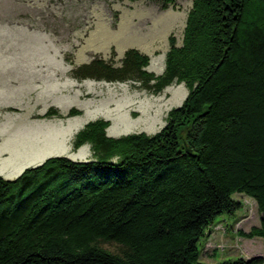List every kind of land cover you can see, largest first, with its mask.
I'll return each mask as SVG.
<instances>
[{"label": "trees", "instance_id": "1", "mask_svg": "<svg viewBox=\"0 0 264 264\" xmlns=\"http://www.w3.org/2000/svg\"><path fill=\"white\" fill-rule=\"evenodd\" d=\"M175 43L158 76L136 49L119 66L94 57L70 71L155 95L184 84L188 94L154 135L111 138L109 121L89 122L73 147L89 144L96 161L52 157L0 177V264H200L205 229L242 206L234 194L256 204L259 226L238 235L261 239L263 256L219 264H264V0H192ZM50 116L59 113L40 118Z\"/></svg>", "mask_w": 264, "mask_h": 264}, {"label": "rangeland", "instance_id": "2", "mask_svg": "<svg viewBox=\"0 0 264 264\" xmlns=\"http://www.w3.org/2000/svg\"><path fill=\"white\" fill-rule=\"evenodd\" d=\"M191 7L192 0H175L166 10L151 0H0V152L10 156L0 166L36 153L39 164L24 170L52 157L96 161L89 144L73 147L75 135L96 120L110 122L111 138L159 132L185 100L184 84L155 95L131 82L75 80L70 71L94 57L119 66L125 51L136 49L149 57L147 70L161 75L169 38L181 46ZM50 107L59 116L40 118ZM72 108L81 114L68 117ZM21 166L13 168L17 177ZM13 170L0 177L16 179L9 177ZM233 199L241 208L215 218L197 242L200 264L263 256L261 239L238 235L259 226L255 202L242 194Z\"/></svg>", "mask_w": 264, "mask_h": 264}, {"label": "crops", "instance_id": "3", "mask_svg": "<svg viewBox=\"0 0 264 264\" xmlns=\"http://www.w3.org/2000/svg\"><path fill=\"white\" fill-rule=\"evenodd\" d=\"M30 36H34V38H39L40 36L35 34V33H28ZM1 87L3 86H0V89ZM38 155L39 153H36V154H33L32 156H29V157H20L22 161H19L20 159H16V161H14L15 163L12 164V162L10 161V163L6 164V161H4L1 166H0V173H3V174H6L7 172L13 170V168H15V166H18V163L19 165L21 166V171L19 172H22L24 170V168H26V166H28L29 164H34L33 166L35 165H38L39 164V160L41 159H37L38 158ZM10 156L8 155V153L6 151H1L0 152V158L2 159H7L9 158ZM24 159H28V160H24ZM25 162V163H24ZM14 170L12 172L9 173V177L10 178H13L11 176H14L17 177L20 173H18L17 175H14Z\"/></svg>", "mask_w": 264, "mask_h": 264}]
</instances>
